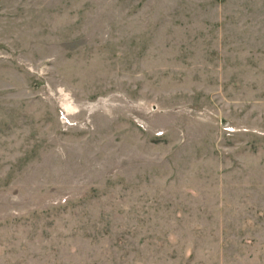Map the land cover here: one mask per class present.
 Wrapping results in <instances>:
<instances>
[{
  "label": "rangeland",
  "instance_id": "rangeland-1",
  "mask_svg": "<svg viewBox=\"0 0 264 264\" xmlns=\"http://www.w3.org/2000/svg\"><path fill=\"white\" fill-rule=\"evenodd\" d=\"M0 264H264V0H0Z\"/></svg>",
  "mask_w": 264,
  "mask_h": 264
}]
</instances>
